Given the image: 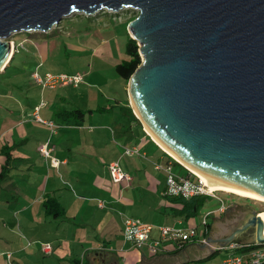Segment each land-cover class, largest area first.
<instances>
[{"label": "water", "instance_id": "obj_1", "mask_svg": "<svg viewBox=\"0 0 264 264\" xmlns=\"http://www.w3.org/2000/svg\"><path fill=\"white\" fill-rule=\"evenodd\" d=\"M125 9L146 59L129 80L139 121L212 183L264 197V0H0V73L12 35ZM257 225L264 245L257 214L240 233Z\"/></svg>", "mask_w": 264, "mask_h": 264}, {"label": "rangeland", "instance_id": "obj_2", "mask_svg": "<svg viewBox=\"0 0 264 264\" xmlns=\"http://www.w3.org/2000/svg\"><path fill=\"white\" fill-rule=\"evenodd\" d=\"M138 14L133 9H125L117 14L110 15L109 12L103 11L91 17L78 13L73 14L68 19H64L59 25L53 26L49 32L30 31L12 35L6 42L11 43L14 48L16 45L18 46L25 42V48L18 47L19 51L14 62L5 74H0L1 104L5 103L6 105L4 106L10 110L13 108L20 109L28 102L27 99H30V103L34 105L36 102H50V99L56 97V95L67 92L70 93L69 96H74L71 103L81 106L85 110H89V108L96 110L97 106L113 108L116 98L123 101L129 100L126 92V82L118 76L115 67L128 59L125 46L130 35L126 25L132 22L130 20L134 15L138 16ZM35 44L40 48L42 46L45 47L46 52L42 53L43 60L38 57V53L35 57L36 53L33 49ZM141 47L143 45L139 46V48ZM145 61L146 59L142 55V63ZM37 64L38 67L34 73L37 72L42 77L46 73H80L84 75V84L56 91L44 89L45 91L43 90L42 92V88L35 82H33L35 85L32 84L28 77ZM20 86H25L26 90L19 89ZM14 99H16L15 103ZM12 104H15V106ZM67 108L70 107L68 106ZM5 111L0 109V113ZM88 115H93V118L103 117L99 112L92 113L88 111ZM88 115L82 121L85 127L89 123ZM113 115V117L104 116L105 121L108 122L111 118H114L111 121H114L116 128L126 126L123 116L119 113ZM40 116L42 119L50 121L51 115L49 113L46 116L43 111ZM53 120L56 122L55 117ZM28 122L26 128H28L27 134L29 137L15 150V155L25 153L31 158L32 163L18 165V170L15 169L13 171L16 176L15 181L19 182V188L22 190L21 194H18V191H13L16 194V202L12 204L10 202L0 203V253L15 251L14 258L11 253L12 260L18 262V264H70V260L80 258L81 254L88 250L93 242H102L105 239L110 240V237L107 238V236L112 232L111 230H116L120 226L121 216L117 213H111V216L108 217L110 222L106 219L104 223H101V213L103 212H97L99 211L96 209L98 201L84 197V191L77 189L87 186L86 194L89 196L94 195L93 193H96L97 190L94 186L89 188L93 183L91 177L93 174L104 170L105 164L89 162L81 172L82 183L78 187L79 183L72 180V178H76V175L72 176L70 174L74 169L75 163L70 162L67 167L60 166L61 162L58 156L62 150L61 146L47 160L39 156L37 150L38 141H43L49 131L51 132L53 129L47 124L34 122L32 117H28ZM68 123L71 124H62L63 127L56 125L55 131L57 132L55 134L59 133V136L53 138V143L59 142L58 144L61 143L65 149L68 144L79 142L82 146V152L88 155L85 142L88 141V132L92 131L91 127L83 129L85 127L82 125L80 127L74 126L73 119ZM93 124L96 125L98 123L93 120ZM109 130L101 138L102 141L108 143V147L105 148L107 151L97 149L96 152L105 153L109 151L110 155L117 154L118 157L108 160L117 163L122 171L132 178V181L133 177L138 179L133 167V161L141 157L139 154L133 157L127 156V149L123 148V144L120 145V148L116 144L120 134L119 131H116L113 126ZM52 134L54 133L52 132ZM127 134L131 135V132L127 131ZM88 142L90 143V141ZM127 146L130 147L131 144ZM53 159H55V162H53ZM31 164L32 166H30ZM50 164L54 168H59L64 178L63 184H67L64 189L57 193L59 196L57 200L64 206L67 218L63 217L55 220L44 215V205L42 206V203L43 200H47V197L43 198L45 192L39 190L37 186L48 173L54 175L55 170L51 172ZM109 165L108 163L107 172L109 171ZM75 168L77 169L78 166ZM173 170V174L187 175V169L178 165L174 164ZM18 175H20V178H17ZM192 175L195 174L193 173ZM193 177L197 178V176ZM131 183H127L128 186H131ZM50 191L51 189L49 188L48 192L50 193ZM147 191L150 192V190ZM217 195L220 196L227 207L235 204H244L260 213L264 212V202L253 199L248 200V198L222 191L217 192ZM1 198L6 200V194L3 191H0V201L2 200ZM6 205H10V208L13 206L14 209H25L28 213L26 212V215L21 214L20 216L14 215L13 217V209L11 213H8L4 209ZM221 205L219 199L208 197L199 214L192 219V225L188 224L190 222L188 220L185 222V226H196L197 232L202 235L204 231L202 226L203 219L216 212ZM153 214L137 210L134 213H128L129 216L138 215L142 217L143 221L165 219L163 216L160 217ZM28 215L30 217H27ZM26 228H30V230ZM25 232L26 234L24 235ZM113 240L112 243L116 245L117 239ZM47 244H50L55 251L59 249L63 253L55 252L52 255H44L42 248ZM226 256V251H220L212 259L200 264H219ZM4 259L0 258V264H4Z\"/></svg>", "mask_w": 264, "mask_h": 264}, {"label": "crops", "instance_id": "obj_3", "mask_svg": "<svg viewBox=\"0 0 264 264\" xmlns=\"http://www.w3.org/2000/svg\"><path fill=\"white\" fill-rule=\"evenodd\" d=\"M130 24V23H129ZM128 24V26H129ZM127 26V27H128ZM126 27V28H127ZM129 31V29H128ZM25 43V42H24ZM16 45L14 48V56L13 60L9 63L7 69L0 73L5 74V72L8 70V68L12 65L16 58V54L19 51L18 47L25 48V44ZM34 52L36 53L35 57L37 56V53L39 54V58L43 60L42 53L46 52L45 47L42 46L40 48L37 44L33 46ZM41 54H40V53ZM40 65V64H39ZM38 67V64L35 66L34 70L31 71V74L28 75L29 81L32 82V74L34 73L35 69ZM116 68V67H115ZM116 71V69H115ZM117 73V72H116ZM25 76V75H24ZM119 76V75H118ZM121 78V77H120ZM122 79V78H121ZM124 81V80H123ZM84 84V83H83ZM35 85V84H34ZM126 86V92H127V98L129 100L123 101L122 99L115 100V106L113 108H106V107H98L95 108L96 110L99 108L107 109L109 111L105 112H99V114L103 115V117H94L93 115H88V111H93L92 113H98L95 112L96 110H92L89 108V110L83 109L81 106H76V104H72L71 101H73L74 96H69L70 93H60L56 95V97L50 99V102H44L45 105L39 110L38 117L42 120L39 121L37 119L35 108L40 105V102H36V104L32 105L30 103V99H27L28 102L25 104L24 107L20 109H12L6 108L5 103L1 104L0 102V109L6 110L3 113H0V173L2 171V167L5 164L6 158L1 155L2 149L7 147H12L14 145L15 150L21 145L24 140L27 139L28 132L26 128V125L28 122V117H32L34 122L36 123H44L48 126L49 123H53L55 126L63 127L62 124H71L68 123L69 121L64 120L63 117L60 115L65 111H70L75 109V107L83 110L86 112V115L82 118V120H79L76 122L74 120V126H83V122L85 118L89 117V123L87 127H91L92 131L88 132V141L85 142V148L88 149V155L84 154L82 152V146L79 142H75L72 144H68L65 149L64 146L60 143H53V138L58 137L59 133L52 134L53 130L44 137L43 141H38L39 146L37 148L39 156L42 159H45L39 152L40 147H42L44 144L49 143L50 147L53 148V153L57 152L58 147L61 146V152L58 156L59 161L61 162L60 166H68L70 162L75 163L74 169L71 171V175H76V178H72L75 182H78V187L81 185L82 180L80 178L82 170H84V167L90 162H98L100 164H105L104 170H102L99 173L93 174L91 177V180L93 183L91 184L92 188H96L97 192L93 193L94 195L89 196L87 193L88 187L85 188H77L79 191H84V197L92 200H96L97 207L96 209L98 213H101V223H104V221L108 219V217L111 216V213H117L121 216L120 219V226L116 228V230H111L112 232L107 236L110 237V240H104L100 242H93L92 246L88 248V250H85L84 253L81 254L80 258H75L70 260V264H200L208 261L209 258H211L213 255L215 256V253H218V251H226L228 254L227 249L223 250H216L217 248H220L224 243H227L228 241H231L233 239L231 244H239V245H247L255 243V238H249L245 241H240L241 233L240 229H243L246 224L245 222L248 220L252 222V219L257 214L260 216L259 211L254 210L253 208L249 207L248 205L239 204V205H231L230 207H227L224 212H217L216 215L211 216L209 219V236L207 238V244L205 245L202 243V237L197 232L196 226L194 227H186L185 226V219L183 218H174V213L170 211L171 207L175 208L178 206L173 205L168 201L167 195V178L168 173L164 170L170 166H172L173 170V159L172 156L168 154L152 137V135L147 132L146 127L137 122H131L133 120V115L137 118V116L134 113V110L132 108V100L131 96L129 94V82L125 84ZM38 87V86H37ZM68 87H75V86H67V87H58L56 89H52L53 91H56L58 89H64ZM78 87V86H76ZM39 88V87H38ZM19 89H25V86H20ZM40 89V88H39ZM41 90V89H40ZM43 92V90H41ZM45 91V90H44ZM68 95V96H67ZM56 98V99H55ZM14 99V103H15ZM15 106V104H12ZM19 105V104H18ZM72 105V106H70ZM70 108H67V107ZM131 106V107H130ZM131 108L132 113H130L127 109ZM48 110V112H47ZM44 111V114L48 116V113L50 116L49 120H44L41 118L40 114ZM115 113H119L121 116L125 118V127H118L116 128V125H114V118H111L108 122L105 121L104 116H110L113 117ZM98 115V114H96ZM54 117L56 118V122L53 120ZM138 119V118H137ZM93 120L96 121L98 124L94 125ZM139 120V119H138ZM62 121V122H61ZM112 122V123H111ZM123 124V123H122ZM124 125V124H123ZM113 126L116 131H119V136L117 146L120 148L122 145L123 148L126 149H137L139 151V156L141 158L135 159L133 161V167L136 171V176H138V179L133 177V181L130 184L131 186H128L127 182H121V183H115L112 180L111 175H109L110 171L107 172V165L112 164V160L118 157V155H110L108 152H99L97 153L96 150L100 151H107L105 148L108 147V143H105L102 141V137L104 136L105 132H107L110 127ZM85 127V126H83ZM87 127L83 128L86 129ZM52 128V127H51ZM110 131V130H109ZM127 131L131 132V135L127 134ZM140 131V132H138ZM34 135V134H32ZM68 142V140H67ZM131 144L130 147L127 145ZM15 150L12 152V157L14 159L13 163V170L8 174L6 178L0 177V191H3L6 194V200L1 198L2 204L4 202H10L15 203L16 197L15 193L13 191H18V194L22 193V190L19 188V182L15 181V175L13 174V171L16 169L18 170V165H22L24 163H32L31 158L23 153V154H16ZM137 155V154H136ZM126 156V155H125ZM128 156V155H127ZM133 157V156H131ZM47 160V159H45ZM19 163V164H18ZM179 164V163H178ZM180 165V164H179ZM32 166V164L30 165ZM59 166V164H58ZM78 166L76 169L75 167ZM110 166V165H109ZM108 166V168H109ZM181 166V165H180ZM51 172L52 170H55L54 175L53 174H47L43 178V181L38 184V189L43 190L45 192L44 199L47 196H51L54 198H58L59 196L57 193L64 189L65 185L63 184V176L62 173L59 171V168H54L50 164L49 166ZM151 168V169H150ZM161 168V169H160ZM182 168H184L182 166ZM109 170V169H108ZM187 171V170H186ZM162 172V173H161ZM190 173L189 171H187ZM191 174V173H190ZM178 176H184L179 175ZM53 176V177H52ZM55 176V177H54ZM187 176V175H185ZM17 178H20V175L17 176ZM20 180V179H19ZM29 186V185H28ZM25 188V187H24ZM51 189L50 193L48 192V189ZM147 190H150L148 192ZM88 196V197H87ZM18 198V197H17ZM101 199V200H100ZM20 201V200H18ZM42 202V201H41ZM44 203V200H43ZM42 203V206H43ZM100 203L104 204V207H100ZM62 204V203H61ZM10 205L4 206V209L8 213L12 212L13 209V217L14 215H26L25 209H14L9 207ZM63 206V205H62ZM64 207V206H63ZM65 209V208H64ZM44 215L47 218H53L55 220L61 219L63 217H55L53 215H46L45 208L43 207ZM146 211L149 213H154L153 215L163 216L165 219H155L150 221H143L142 217L138 215H132L129 216L128 213H134V211ZM264 213V212H263ZM7 214V213H3ZM234 218H230L233 217ZM27 217H30L28 215ZM125 217H134L137 219L142 220L143 222L150 224L153 226L154 230L152 232V236L156 238L158 236L157 228L160 226H175L176 228H179L183 230L184 232L194 231L196 232V237L198 238L196 241H192L187 243L182 248H175L171 245L168 246V249L165 252H162L158 255H152L149 253V251L145 248L138 249L132 245L129 241L125 239L124 231H123V221ZM67 218V217H66ZM173 219V220H171ZM173 221L172 223H170ZM189 225H192V219L189 220ZM110 222V221H109ZM258 225L256 230V234L258 232ZM30 230V228H26ZM264 232V231H263ZM26 232L24 233V235ZM264 234V233H263ZM117 239L116 245L112 242L113 239ZM190 241V240H189ZM115 245V246H114ZM204 245V246H203ZM15 252V251H14ZM11 252L13 255V258L15 256V253ZM55 252L63 253L62 250H54L51 254H44V255H52ZM243 253V251H239ZM6 253V252H2ZM8 253V252H7ZM10 253V251H9ZM20 253V251H18ZM4 259V257H1ZM224 260V259H223ZM222 260V261H223ZM221 261V262H222ZM220 262V263H221ZM18 264V262H15ZM219 263V264H220ZM5 264V259H4Z\"/></svg>", "mask_w": 264, "mask_h": 264}, {"label": "built area", "instance_id": "obj_4", "mask_svg": "<svg viewBox=\"0 0 264 264\" xmlns=\"http://www.w3.org/2000/svg\"><path fill=\"white\" fill-rule=\"evenodd\" d=\"M115 14L116 12L107 11V13ZM49 32V31H48ZM32 80L39 85L42 90L44 89H56L58 87L67 86H79L84 83V75L80 73L68 74V73H46L44 77L35 72L32 74ZM45 105L41 103L35 108V113L37 119L42 121L38 117L39 110ZM50 127L55 133V126L53 123H49ZM40 154L45 158L49 159L52 157L53 148L50 147L49 143L44 144L39 149ZM126 154L129 156H134L139 154L137 149H127ZM55 162V159H53ZM161 169V168H160ZM168 173L167 178V195L170 197L181 198L183 200H191L195 197L207 196L215 199H219L221 202V207L219 212H224L226 210V204L217 195V192H209L207 187L202 183V181L196 175L190 176H178L173 174L172 166L164 169ZM110 175L115 183L127 182L131 183L132 178L125 174L117 163H112L109 166ZM100 207H104L103 203H100ZM215 215L213 212L211 215L206 216L203 219L202 226L204 228L202 237V243L207 244V238L209 236V219L211 216ZM154 228L152 225L143 222L140 219L134 217H125L123 221V231L124 236L127 241L132 243V245L138 249L145 248L152 255H158L165 252L168 246L182 248L189 242H194L198 238L196 237V232L187 231L176 228L175 226H160L157 228L158 236L154 238L152 236ZM190 240V241H189ZM229 252L224 260L220 264H264V245L257 242L247 245L231 244L224 248ZM223 250V249H219ZM43 253L51 254L53 248L50 244L44 245L42 248ZM243 251V253L239 252ZM4 257L5 264H16L12 260L11 253H0V258Z\"/></svg>", "mask_w": 264, "mask_h": 264}, {"label": "trees", "instance_id": "obj_5", "mask_svg": "<svg viewBox=\"0 0 264 264\" xmlns=\"http://www.w3.org/2000/svg\"><path fill=\"white\" fill-rule=\"evenodd\" d=\"M101 12H103V11H101ZM117 13H119V12H117ZM117 13H115V14H117ZM96 15H97V13H96ZM109 15H110V13H109ZM136 18H137V16L134 15L132 17V19L130 20V22L135 20ZM128 24L126 25V27L128 26ZM139 50H140V48H139L138 42L129 36L128 41H127L126 46H125V52L128 56V59L117 64L116 68H115L119 77H121L126 83L129 82L131 77L134 75V73L138 70V68L142 64V57L140 56ZM127 110L130 113H132L131 108H128ZM105 111L107 112L109 110H107L106 108L105 109L99 108L95 112H105ZM90 112H93V111H90ZM60 115L63 117L64 120L70 121L71 119H73V120H76V122H78L79 120H82V118L86 115V112H84L83 110H81L79 108H75V109L70 110V111H65ZM132 116L134 118L131 122H137L138 124H140V121L133 115V113H132ZM14 150H15L14 145L12 147L5 146L2 149L1 155L6 158V161H5L4 166L2 167V171L0 173L1 178H6L8 176V174L14 168L13 167L14 159L12 157V152ZM172 161L175 165L182 167L176 161H174V160H172ZM190 175H192V174L187 172V176H190ZM207 198H208L207 196H200V197H195V198L187 201V200H183L181 198L168 197V201L170 203H172L175 206H178V208L177 207H175V208L171 207L170 211L172 213H174V215H173L174 218H183V219H185V221L191 220L199 214V211L203 207V205L206 203ZM248 200H251V199H248ZM43 205H44V208L46 211V215H53L57 218L66 217V211H65L64 207L61 205V203L57 200V198L47 196V200L44 201ZM213 257H214V255L211 258H209L208 260L212 259Z\"/></svg>", "mask_w": 264, "mask_h": 264}, {"label": "bare ground", "instance_id": "obj_6", "mask_svg": "<svg viewBox=\"0 0 264 264\" xmlns=\"http://www.w3.org/2000/svg\"><path fill=\"white\" fill-rule=\"evenodd\" d=\"M14 53V46L11 45V53L9 58L7 59V61L10 59V57L12 56V54ZM6 61V62H7ZM5 62V63H6ZM133 105V104H132ZM134 108V107H133ZM135 110V109H134ZM136 112V111H135ZM137 114V113H136ZM138 116V114H137ZM139 117V116H138ZM147 132H149L147 130ZM168 154H170L177 162L181 163L183 166H185L189 171H191L192 173H194L201 181L202 183L208 188L209 192H215V191H222V192H226V193H230V194H234L243 198H248V199H253V200H258L261 202H264V197L243 191V190H239V189H235V188H230L227 186H223V185H217L212 183L211 180H209L208 178H206L205 176L201 175L200 173L194 171L192 168H190L188 165H186L185 163H183L181 160H179L175 155H173L169 150H167L163 145H161L157 140H155ZM219 213V210L217 211ZM217 212H214L215 215L217 214ZM260 217L262 218L263 222H264V213L260 214ZM264 229V227H263ZM262 238H264V234L262 233Z\"/></svg>", "mask_w": 264, "mask_h": 264}, {"label": "flooded vegetation", "instance_id": "obj_7", "mask_svg": "<svg viewBox=\"0 0 264 264\" xmlns=\"http://www.w3.org/2000/svg\"><path fill=\"white\" fill-rule=\"evenodd\" d=\"M234 217L235 216L230 217V218H234ZM245 224H246V226L248 225V220L245 222ZM255 237H256V230H255V228L250 227L248 232H246L245 234L241 235L240 241H245V240H247L249 238H255Z\"/></svg>", "mask_w": 264, "mask_h": 264}]
</instances>
